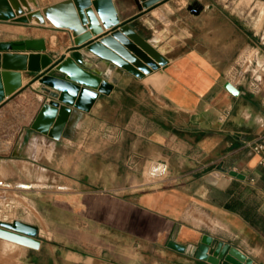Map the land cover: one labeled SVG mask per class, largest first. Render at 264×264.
<instances>
[{
    "label": "crops",
    "instance_id": "1",
    "mask_svg": "<svg viewBox=\"0 0 264 264\" xmlns=\"http://www.w3.org/2000/svg\"><path fill=\"white\" fill-rule=\"evenodd\" d=\"M24 1L42 12L64 0ZM113 1L120 24L167 62L144 59L112 37L150 73L140 78L111 63L112 91L89 111L73 108L58 139L32 128L58 92L22 71L23 88L0 104V192L14 188L35 205L39 219H15L39 228V247L0 237V264H211L197 257L205 240L209 253L224 242L264 264V149L252 148L264 137V0H249L247 13L228 0H161L148 8ZM90 8L102 32L88 28L81 47L111 37ZM43 17V25L0 19V42L44 40L54 61L70 55L72 31ZM106 129L119 130L113 138L131 143L138 162L165 161L168 177L128 190L110 162L111 137L97 146ZM50 173L62 179L55 195L46 189ZM34 176L42 177L35 201Z\"/></svg>",
    "mask_w": 264,
    "mask_h": 264
},
{
    "label": "water",
    "instance_id": "2",
    "mask_svg": "<svg viewBox=\"0 0 264 264\" xmlns=\"http://www.w3.org/2000/svg\"><path fill=\"white\" fill-rule=\"evenodd\" d=\"M21 1L24 8L18 0H0V19L43 25L46 23L44 15L55 27L70 29L74 36L75 46L70 55H62L58 61L45 53L44 40L0 42V104L23 88L22 71L38 73L42 84L58 92L56 99H50L42 106L32 123V128L40 133L55 139L60 138L70 121L73 108L89 111L101 93L109 94L113 89L112 84L107 81V70L111 63L140 78L144 77L145 72L150 73L122 45L131 48L144 59L146 53L160 65L167 62L133 27L120 24L113 0H64L44 7L42 12H32L31 6L24 0ZM141 1L142 6L148 8L161 0ZM91 5L103 26L111 30V37H103L81 47L90 38V33H86L88 28L95 34L102 32ZM25 10L29 12L27 16L16 17ZM117 27L120 29H116ZM124 36H128L139 49ZM112 37L118 39L122 45H115ZM108 42L111 43L113 52L105 47ZM53 68L57 75L47 74ZM230 174L244 178L234 170ZM38 233L39 228L35 225L17 219L6 221L0 218L2 238L38 248ZM209 244L210 240H205L197 254L198 258L211 264H219L222 260L228 264L252 263L250 257L224 242H219L212 253H209Z\"/></svg>",
    "mask_w": 264,
    "mask_h": 264
},
{
    "label": "rangeland",
    "instance_id": "3",
    "mask_svg": "<svg viewBox=\"0 0 264 264\" xmlns=\"http://www.w3.org/2000/svg\"><path fill=\"white\" fill-rule=\"evenodd\" d=\"M226 4L230 8H237L238 10L243 11L244 13H247L252 5L250 4L249 0H242L240 1H234V0H228ZM241 4V6H240ZM255 69H257V75L260 73L258 71V66H254ZM135 87H139L136 85ZM106 116L109 118L112 122H119L120 117L117 116L115 113H106ZM67 129V127H66ZM65 129V130H66ZM99 130V129H98ZM89 133V132H88ZM84 134V133H82ZM120 132L119 130H115L110 132L108 129L102 131V133L97 134V146L104 147V143L106 139L110 138L113 140H110V145L108 144V150L110 154L112 155L110 162L113 164L114 168L118 170V173L122 174V180L123 183H127V189L128 190H136L141 189L143 187H146L147 185L157 181L153 180L148 175V169L149 166L152 164L153 161H147L144 163L138 162V160L133 157L132 155V149L133 146L131 143H125L121 144L120 142H116V140L113 138V136H116L119 138ZM106 138V139H105ZM108 142V140H107ZM70 147V148H68ZM65 148L66 151L71 150V145ZM62 148V147H61ZM68 148V149H67ZM52 161V160H51ZM53 166L56 167V162L53 161ZM99 164V162H97ZM55 170V169H54ZM42 177L40 176H34L33 177V201H35V195H36V189H39L38 185L41 184L40 179ZM45 178L43 177V180ZM120 180V176L118 177ZM1 180V179H0ZM60 177L56 176L53 173H50L47 181V186L49 194L55 195L57 193V190H62V183H59L61 181ZM4 191L0 192V218L4 219L6 221L14 220L15 218H24L26 215L29 218L32 219H39L40 213L35 208V205H30L29 201L25 199L24 195H22L19 192H15L14 188H8L3 187ZM35 204V202H33ZM39 204V203H38ZM52 216H56V213L52 210H50Z\"/></svg>",
    "mask_w": 264,
    "mask_h": 264
},
{
    "label": "built area",
    "instance_id": "4",
    "mask_svg": "<svg viewBox=\"0 0 264 264\" xmlns=\"http://www.w3.org/2000/svg\"><path fill=\"white\" fill-rule=\"evenodd\" d=\"M252 148L256 152H260L262 149H264V137L252 144ZM168 174L169 167L165 161H153L152 164L149 166L148 175L153 180H163L168 177Z\"/></svg>",
    "mask_w": 264,
    "mask_h": 264
}]
</instances>
